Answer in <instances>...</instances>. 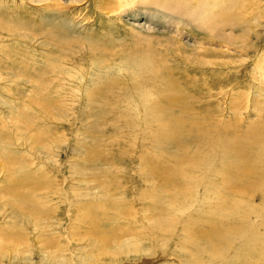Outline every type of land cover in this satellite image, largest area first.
I'll use <instances>...</instances> for the list:
<instances>
[{
	"label": "rangeland",
	"instance_id": "1",
	"mask_svg": "<svg viewBox=\"0 0 264 264\" xmlns=\"http://www.w3.org/2000/svg\"><path fill=\"white\" fill-rule=\"evenodd\" d=\"M0 12L8 21L12 18L20 23L28 22L35 28L21 29L33 32L34 38L30 39L7 30L0 33V65L11 64L13 71L17 69L20 74L25 71L21 75L34 79L33 84L21 79L14 83L10 81L6 90L0 85V114L3 116L0 117L3 123L0 124V138L4 136L2 131L8 133L7 138L0 140V165H3L0 167V190L16 184L18 189L31 190L29 193L33 196L32 189L35 186L31 188L26 181L21 183V188L16 179L23 181L28 177L30 180L32 177L27 172L36 170L41 174V170H44L38 156L28 149L30 146L24 148L20 145L22 143H19L14 128V125L18 126L14 119H19V116H37L30 103L32 99L42 100L43 97H52L53 94L59 103L67 104L69 112L73 107L72 114H77L84 121L83 126L78 127L73 116L68 123L65 120H60L61 123L52 119L61 124L45 125L42 122L41 125L53 128L57 135L68 133L67 136L70 137L71 144H67L69 147H61L55 153L58 163L61 162L60 166L54 162L56 169L51 167L50 172L43 174L51 177L54 169L62 170L55 173L56 176L52 179L56 193L43 188L45 194L40 189L36 194L43 196L47 191L48 196L44 197L46 201L41 197L39 202L42 199L45 206L64 207L67 218L62 221L64 228L73 237L75 235L81 238L80 243L76 242L72 246L78 258L72 257L71 264L86 263L83 251L93 253L91 241L95 237L102 235L106 240L115 241L120 236L121 239L126 238L136 229V235L141 238L140 242L137 240L139 245L142 240L144 248L149 250L142 255L148 258H141L144 260L139 262L137 257H124L119 260L120 264H187L185 252L190 245L181 240V225L186 223L185 219L188 217L195 225L209 219L225 226L234 216L243 214L242 220L259 228L261 220L258 208L264 210V197L261 191L249 189L242 177L224 174V169L234 167V159L213 168V172H204L203 185L199 181L194 187L183 189L173 182L165 183L161 175L150 177L144 173L149 161H141H147L144 156L146 150L143 148L147 145L139 135L146 120H150L152 116L163 120L168 117L193 120L196 115L203 119L210 117L211 122L215 123L216 120L224 135L232 134V127H227V124L235 121L240 113H245L246 120L241 127L251 121H260V117L264 118V82H260L261 78L252 65L257 55L264 56V0H0ZM58 36L62 37L63 42L66 40L64 43L67 47H72L70 49L82 50L78 53L68 52L64 58L59 49L48 43L50 37L54 43L53 39ZM246 47H250L247 54L244 51ZM3 71V75L8 73ZM36 84L38 86L32 87ZM27 96L29 97L26 98ZM53 102L54 99L50 104ZM10 105L15 106L13 111ZM162 109L167 111L164 118L161 116L164 115ZM7 112L11 113L13 119L7 116ZM2 127H9L11 131ZM13 130L15 132L11 133ZM80 130L84 132L83 137L76 135ZM136 133L138 137L135 138L133 134ZM6 139L12 141L11 146L4 145ZM73 141L80 145H73ZM175 146L172 141L162 145L154 144L152 151L176 152ZM125 147L129 152L126 153ZM137 151H141L140 155ZM148 154L146 155L149 156ZM83 155L86 156L84 161L81 159ZM34 160L37 161L32 169L31 166H25ZM235 166L238 167L237 164ZM160 169L162 167L156 172L159 173ZM76 188L85 194L83 199L73 192ZM5 196L0 198V238L7 231V221L13 222L11 207L3 202ZM80 199L95 206V217L91 223L86 220H73ZM254 206H257L256 213L251 209ZM69 212L70 215H67ZM50 217L52 216L49 215L48 220H51ZM53 220L54 223L58 222V218L53 217ZM154 225L162 226L163 230L158 232V237L165 238L163 241L158 240L159 246L165 250L159 254L153 250L156 247L149 243V236H146L151 231L157 236V227ZM20 230L21 228L19 233L27 236V243L31 246L29 249L33 252L25 253V258L29 260L23 259L24 256L19 251H12L9 254L0 253V264H56L36 249L38 232ZM170 230H175V233L171 235ZM57 231L55 229L54 232ZM27 233H31V237ZM168 236L170 238L166 239ZM237 242L235 240L230 244L229 248L234 243L231 254H222L219 258L209 260L205 255L203 264H264V243L254 246L247 253L241 252V257H233L238 247ZM196 244L204 243L198 241ZM61 245L65 247V243ZM192 245L191 248L196 250L195 243ZM76 246L82 249H75ZM161 254H164V258L152 261L155 255ZM59 262L62 264L64 258H60Z\"/></svg>",
	"mask_w": 264,
	"mask_h": 264
},
{
	"label": "bare ground",
	"instance_id": "2",
	"mask_svg": "<svg viewBox=\"0 0 264 264\" xmlns=\"http://www.w3.org/2000/svg\"><path fill=\"white\" fill-rule=\"evenodd\" d=\"M75 1H77V0H75ZM10 16L13 17V14H10ZM233 22H235V21H233ZM23 27H27L28 29L35 30V28L33 27V25L31 23H28V22L20 23L19 21L15 20V19L12 20V18H11V21L10 20L8 21L7 19L4 18L3 14H1V12H0V33H2V31H4V30H7V31H9V33L11 32V33H17L19 35H22L23 37H25V39H26V37L29 39L34 38V37H32L33 32H31L27 29H24V31L21 30V29H23ZM231 39L234 40V38H231ZM2 40L3 39H1V41ZM51 40L52 39L50 37V40L48 41V43L51 46H54L55 48L59 49L60 53L62 52L61 55L64 58L66 57L65 55H67L68 52L69 53H71V52L72 53H78L79 51L82 50V49L79 50V49H75V48L70 49L72 47H67L66 46L67 44L64 43V42H66V40L63 42L62 37H60V36L55 37V39H53L55 41L54 43ZM1 44L3 45L2 42H1ZM77 47L81 48L79 46H77ZM249 50H250V47L249 48L246 47V49H244L246 54L248 53ZM66 51H67V53L65 54ZM83 52H86V51H83ZM17 53H18V51H17ZM83 54H85V53H83ZM14 55H16V54H14ZM23 55H25V54H23ZM6 56H8V55H6ZM82 56H84V55H82ZM5 58H7V57H5ZM74 58L76 59V57H74ZM74 61H76V60H74ZM78 61H79V59H78ZM9 62H11V61H9ZM18 63H20V62H18ZM10 65H6V63L3 65H0V85L2 86V89L6 90V88L9 85V82L11 81L14 83V81H16L17 79H21L26 83H32V84L34 83V79L32 80L30 78H25L23 75H21V74H24L25 71H24V73L22 72L20 74V72H18L17 69H16V71L15 70L13 71V69ZM25 65H26V63H25ZM65 65L68 66L67 64H65ZM252 65H253L255 72L258 73L259 77L261 78L260 82H264V56L262 57V56L257 55L256 58L254 59V63ZM16 68H17V66H16ZM33 68H35V67H33ZM3 70L8 71V73H6V75H3L4 74ZM60 72L62 73V71H60ZM259 77H257V78H259ZM23 78H25V79H23ZM21 80H18V81H21ZM36 86H38V85L36 84V85H33L32 87H36ZM54 89L56 90V88H54ZM57 89H58V87H57ZM222 91L223 90H221V92ZM225 91H227V90H225ZM176 93H177V91H176ZM51 96L52 97H43L42 100L38 99L36 101L35 99H32L30 101V103H32V105H33V108H34L33 110L37 114V116H35L36 119L28 116V114L25 117L22 115L19 116L21 118V119L19 118L20 120L14 119V123L18 125L17 127L14 125V128H15L16 133L18 134L17 138H18V141L20 140L19 143H22L20 145L24 148L30 146V148H28V149L32 150V154L38 156V160L40 161V165H42L44 167V170H41L42 171L41 174H40V172H38L36 170L32 171V172H27L32 177V179H30V180L28 177H25V179L23 181L21 179H16V183L20 187H21V183L26 182V181H28L30 183L31 188H33V186H35V189H32V190H34L33 196H31L29 193L31 190H24L22 187H21L22 189H18L16 187V184H11L10 186H5L3 189L0 190V198L6 195L5 198L3 199V202L7 203L11 207L10 214H11V216H13L12 217L13 222L10 223L9 221H7L6 224L9 225V226H6L7 231L3 235V237L0 238V253L3 255V253L9 254V252H12V251L13 252L19 251L18 253H21L24 256L23 259L29 260V259H27V257L25 258V255H26L25 253L32 254L33 252L31 251V249H29L31 246L27 243V238H26L27 236L25 237L23 233H19V228H21L22 232L24 230H26L27 232L36 231L39 233V236L36 238V242H37L36 249L38 250V252L41 253L42 256H44L45 258L49 257V259L52 260V262L56 263V264H60V262H59L60 258H64V262L62 264H71L72 263V261H71L72 257L78 258L77 255L74 254V250H73L72 246L73 245L75 246V243L79 242L81 240V238H78L75 235L73 237V234L68 233L67 229L64 228V222H62V221L67 219L66 214H65L66 211H64L65 210L64 207L59 206L56 208H51L52 206H45V204L43 203L44 201L42 202L41 201L42 199H40V202L42 203L41 204L38 199L41 197L47 198L46 197V196H48L47 191H46V195L42 194L43 196H40V194L39 195L36 194V192L39 189L42 190L44 188L45 190H47V188H48L49 190L51 189V191L53 193H56V190L53 186L52 179H53V177L56 176L55 173H57L60 169L55 171L56 165L54 164V162L57 164V166H60L61 162L58 163V160L56 159L57 154H55V153L57 150L61 149V147L62 148L64 146L69 147L67 144H71V143H69L70 137L67 136L68 133H66V134L62 133L63 135H61V134L57 135L56 130H53V128L51 129L50 127H46L45 125L48 123L61 124L62 123L61 121H63V120H65V122L68 123L73 116L75 117V119L74 118L73 119L77 121L76 124L78 127L83 126L84 121H81V119L78 117L77 114H75V113L72 114V108L73 107L70 108V112H71L70 113L69 109H67V107H66L67 104L65 102L59 103L57 100H55L53 94H51ZM16 97H13V99L16 100ZM28 97L29 96H27L26 98H28ZM255 97H257V96L255 95ZM8 98H9V96H8ZM53 99H54V102L50 104V102H52ZM59 100H60V97H59ZM64 101H65V99H64ZM5 102H7V101L5 100ZM66 102H68V101H66ZM73 102L71 101V103H73ZM77 104H79V103H77ZM12 105H10L11 110L15 109L14 108L15 106L13 107ZM160 107H161V105H160ZM61 109H63V110H61ZM64 109H66V111ZM86 109H87V107H86ZM60 110H61V113H60ZM161 112H162V114H164V115H161L163 117V116H165V113L167 111H166V109H162ZM13 113L15 114V112H13ZM2 114H4V113L2 112ZM6 114H7V116H10L9 118H11L10 112L9 113L7 112ZM147 114H148V112L145 114L146 118H147ZM244 114L245 113H240V115H238L236 117L235 121H232L230 123V125L227 124V127H232V131H231L232 134H225V135L223 133L222 128L220 126H218V123H216V120H214L215 123L211 122L210 117L203 119L200 117L197 118L198 116L196 115L193 118V120L186 119L183 117H181V118L179 117V119H175V117L170 118V117H168V115H167V117H168L167 120H163L162 118L156 117V116L155 117L152 116L150 120H146V118H145V120L147 122H145L143 120L145 122L144 127H142L143 130H141L142 132L139 135L140 139H142L143 142H145L147 145V146L145 145L146 148L143 146L144 150H146L145 153L148 154L147 151L150 152L148 154L149 156H147L144 153L145 154L144 156L146 157L147 161H144V160L141 161L142 163L149 161L148 162L149 166H147V168H146L147 171H145L144 173H146V175L150 176V177H156L157 174L161 175V177L164 179V182L168 181L171 184L173 182L176 186L182 187L183 189L184 188L187 189V188L194 187L195 185H197L199 183V181L203 185L205 183L203 180V177H202L204 172H213V168L220 167V165L226 164V162L229 161V159H234L235 165L237 164L238 167H236L234 165V167L224 169V174L233 175L236 177H239V176L242 177V179H244V181H246V184H248L249 189L261 191V194L264 197V118L260 117V121L259 120L258 121H251V122L247 123L245 127H241V125H243L246 121L244 118ZM83 115H84V113H83ZM16 116H17V114H16ZM79 116H80V114H79ZM0 117L3 118V116H1V114H0ZM22 118H24V119H22ZM82 118L84 119V117H82ZM11 119H13V118H11ZM11 119H9V120L11 121ZM52 119L55 121H59L61 123L55 122ZM3 120H6V119H3ZM187 120H189V121H187ZM6 121H8V119ZM42 122H44L45 125L41 126ZM0 124L3 125V123H1V119H0ZM64 124H66V123H64ZM68 126H69V124H68ZM9 127H5V128L8 129ZM2 128H4V127H2ZM10 128L8 131H11ZM0 129H1V127H0ZM83 130H80L79 133H76V135L83 137L84 136L83 135L84 132L82 133ZM15 131L13 130V132H11V133H14ZM117 131H119V130H117ZM222 133L224 136L222 135ZM2 134L4 136L3 137L1 136V138H0L1 141H3L5 138L8 137L7 136L8 133L6 131H2ZM133 136L135 138L138 137V133L133 134ZM72 138H74V137H72ZM21 140H24V141H21ZM53 141H55L56 143H52ZM80 141H82V140H80ZM134 141L135 140H133V142ZM168 141H172L173 143H175V145L177 146V147L175 146L177 148L176 152H174V151L170 152L169 151V152L165 153L164 151L158 152V150L152 151V149H154V148H152V145H154V144L155 145H162V143H164V142L168 143ZM72 143L74 145L75 141H73ZM5 144L10 145V144H12V141L9 139H6L4 141V145ZM75 145H80V144L75 143ZM143 145H144V143H143ZM125 148H126V153H127V151L129 149L127 150V147H125ZM147 148H148V150H147ZM166 149H168V148H166ZM172 149L175 150L174 147H172ZM133 150H134V148H133ZM141 150H142V148H141ZM159 150H160V148H159ZM134 152H135V150H134ZM139 152H141V151H139ZM124 153H125V151H124ZM139 155H140V153H139ZM126 156L127 155H125V157ZM135 156H136V154H135ZM142 156H141V158H142ZM85 157L86 156H84V155L81 156L82 161L85 160ZM130 158H132V157H130ZM10 159L16 161V159L15 158L13 159V157H10ZM7 161H9V160H7ZM36 161L37 160H34L33 162L31 161V163H29V165H27L28 164L27 163V164H25V166H31V169H32L33 164ZM2 166L3 165H0V167H2ZM51 167H55V169L53 170L54 171L53 176H51V177L44 176L43 174H47L48 172H50V170H52ZM140 167L143 168V166H140ZM160 167H162L163 173H161V171H162L161 169H160L161 171H159V173L156 172V170L159 169ZM85 169H87V168H85ZM61 171L62 170H60V172ZM76 171H77V169H76ZM76 171L74 170V173H76ZM79 172H81V171H79ZM147 176H145V177L148 178ZM4 178H6V177H4ZM165 183H167V182H165ZM54 184H56V183H54ZM58 187H57V189H58ZM171 188H172V186H171ZM73 190H74L73 192H75V195L77 194V196L79 198H82V196L85 195V194H83V191L79 190V188H76ZM141 190L145 191L144 189H141ZM61 191H62V189H61ZM52 192H50V194ZM136 192L139 193V191H136ZM41 193H44L43 190ZM128 193H129V191H128ZM140 194L143 195L142 193H140ZM147 194H148V192H147ZM125 195H127V194H125ZM137 195L140 196L139 194H137ZM132 196H133V194H132ZM132 196H131V198H132ZM53 197H54V195H53ZM140 197L143 198V196H140ZM123 199H125V197ZM45 201H46V199H45ZM151 201H154V200H151ZM58 202H59V200H58ZM125 202H126V199H125ZM243 202H245V201H243ZM121 203H122V201H121ZM128 203H130V202H128ZM78 204H79L77 207L78 211L76 212L73 220H78V221H85L86 220V221L91 223V221L95 217L94 216L95 206H90L89 204L85 203L81 199L78 200ZM132 205H134V204H132ZM105 206H106V204H105ZM256 207L257 206H254L251 209L255 212ZM68 209L69 208H66V210H68ZM103 209L105 210L104 207H103ZM134 209H136V208H134ZM258 210L260 212L259 218L261 220L260 222L259 221L258 222H259V228L261 230L259 228H256L255 226H252L251 224H247L244 220H242L241 217L243 214H240L239 216H234L232 219H230V222L228 224H226L225 226L222 223L221 224H219L217 222L213 223L209 219H204L202 223H200L199 225H197V224L195 225L192 222V220L190 219V217L186 218L185 219L186 223H183L181 225V231H182L181 232V234H182L181 240L183 241L184 244L190 245L189 247H187V251L185 252L186 263L187 264H203V259H205V257H204L205 255H207V257H208L207 259L209 260V259L219 258V256L222 254L224 256H226L228 253L231 254V252L233 250L232 246L234 245V243L232 244V246L230 248H229V246L235 240L238 241L237 242L238 247L235 249V251L233 253V257H241V255H240L241 252L247 253L246 251L253 249L254 246H257L258 244H263L264 243V212H263L264 210L262 208H258ZM133 213H135V212H133ZM158 214H160V213H158ZM49 215L52 216V217H50L51 220H48ZM67 215H70V212ZM145 215H146V213H145ZM150 216H152V215H150ZM53 217L58 218L57 223H54ZM152 219H154V217ZM152 219H151V221H152ZM21 221H22V224H21ZM154 221H156V220H154ZM43 222H46V223L43 224ZM144 222H145V220H144ZM81 223H83V222H81ZM131 224H133V223H131ZM147 224H151V223L147 222ZM152 224H154V223L152 222ZM156 225H157V223H156ZM149 227H150V225H149ZM155 227H157L156 228L157 236L153 235V233H151L152 231L149 232V230H150L149 228H148L149 233L146 234V236L147 235L149 236V239H150L149 243H152L156 247L153 250L157 254H159V253L165 252V250H163V248H161L159 246L158 240L163 241L165 238L159 239V237H158V232H162V230H163L162 226H155ZM150 228H152V227H150ZM55 229H58V231L54 232ZM138 229H140V228H138ZM135 231H132V232L128 231L130 233L124 239H121V236H120L121 240L116 239L115 241H111V240L109 241V240H106V238L102 235L99 237H95L93 240L91 239L92 240L91 245L93 244V246H92L93 247V251H92L93 253H91V251H87L86 253L83 251L84 259H86L85 264H91L92 262H94L96 264H120L119 260L124 258V257H126V258L127 257H132V258L137 257L140 259V260H137L139 262L144 260L141 258H144V257L148 258L147 256L142 255V254H144L145 252H149V250L144 248L142 240H141V245H139L141 238H140V236L136 235ZM169 233L171 235H173L175 233V230L174 231L170 230ZM30 234H28V235L31 237ZM151 235H153V236H151ZM114 236H115V234H114ZM157 237H158V239H157ZM169 238H170V236H168L166 239H169ZM198 241H201V243H204V244L203 245H197L196 242H198ZM61 243H65V247L63 245H61ZM193 243H195L196 250L192 249L193 247L191 248V246H193L192 245ZM110 245H111V247H109ZM161 245H163V243H161ZM6 249L9 251L7 252ZM75 249H82V248L80 246L79 247L76 246ZM66 251H67V254H65ZM80 251H79V253L82 254V252H80ZM252 251H254V250H252ZM244 253H243V255H244ZM36 254H38V253H36ZM27 255H29V254H27ZM4 257H6V256H4ZM162 258H164V254L155 255L153 257L152 261L161 260ZM146 261H148V260H146ZM149 263H150V261H149ZM126 264H129V263H126ZM154 264H156V263H154ZM157 264H164V263L159 262Z\"/></svg>",
	"mask_w": 264,
	"mask_h": 264
}]
</instances>
